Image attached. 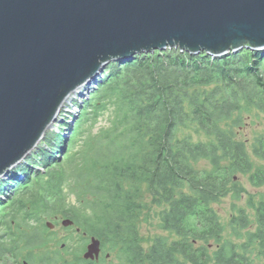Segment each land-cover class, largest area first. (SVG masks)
I'll use <instances>...</instances> for the list:
<instances>
[{
	"label": "trees",
	"instance_id": "trees-1",
	"mask_svg": "<svg viewBox=\"0 0 264 264\" xmlns=\"http://www.w3.org/2000/svg\"><path fill=\"white\" fill-rule=\"evenodd\" d=\"M88 92L16 166L8 198L0 196V264H25L24 250L30 259L46 247L44 219L59 214L101 239L116 264H264V195L236 203L247 193L242 178L264 186V132L241 137L248 118L264 116V48L138 53L110 62ZM186 128L206 139L180 135ZM6 184L0 179V193ZM228 196L241 243L225 234L214 207ZM151 206L175 236L158 235L145 248L139 224ZM38 263L69 261L54 250Z\"/></svg>",
	"mask_w": 264,
	"mask_h": 264
},
{
	"label": "water",
	"instance_id": "water-1",
	"mask_svg": "<svg viewBox=\"0 0 264 264\" xmlns=\"http://www.w3.org/2000/svg\"><path fill=\"white\" fill-rule=\"evenodd\" d=\"M243 47L264 48V0H0V178L110 62L158 49L221 56ZM102 250L91 236L83 257L98 260Z\"/></svg>",
	"mask_w": 264,
	"mask_h": 264
},
{
	"label": "rangeland",
	"instance_id": "rangeland-1",
	"mask_svg": "<svg viewBox=\"0 0 264 264\" xmlns=\"http://www.w3.org/2000/svg\"><path fill=\"white\" fill-rule=\"evenodd\" d=\"M87 92L88 90L86 89L79 90L74 96H72L69 102H66V106L63 107L62 112L65 111L64 114H67V115L69 113L70 114L77 113L78 108L74 105L73 99L78 100L79 95L81 96L84 93H86L84 95L86 96ZM258 115L259 116L253 115L252 119L248 118V124L245 130L241 133V137L252 138L254 137L255 134L259 132H264V116L263 114H258ZM60 127L62 126L60 125ZM186 134H191L195 140H198V139L205 140L206 139V136L204 134L197 132L194 128H186L180 132V135H186ZM62 137L63 136L61 134L57 135V139H59V142L62 141ZM23 162L24 160L20 164H22ZM206 162L207 161L202 160L199 162V165L203 166L206 164ZM15 168L16 166L13 169H11V171L7 175L0 178L2 181L7 182L6 184L7 188L5 186L4 189L0 193L1 198H3L4 200L8 198L7 194L12 191L10 183H11V178L15 174L14 173ZM23 176L20 175L21 178ZM242 181L245 183L244 185L247 188V193H245L244 197L241 200H237L236 203L239 205L246 206V207L249 206L250 199H252V202L257 203L259 198L264 195V186L255 187L252 184H250L246 178H242ZM66 194H67L68 200L72 202L78 201L76 194H71V192L68 190H66ZM146 198L148 201H150L148 194L146 195ZM234 202L235 200L231 198L230 196H228L222 199L221 201L215 203L214 207L219 214L220 220L222 221L223 225L226 228L225 234L227 236H231L236 242L241 243L243 239L236 237L235 236L236 234L232 231V228L230 226V220H231V216L233 213ZM159 210L160 208L156 206H151V208L145 209L142 219L140 221V224H139L140 231H141L142 241H143L145 248H148L153 243L156 236L158 235H166V236H169L170 239H172L175 236L174 234H170V232L165 231L159 227V220H160ZM248 211H250L251 218L254 219L256 216L254 214L253 209H250V207H248ZM63 219L64 217L61 214L53 215L51 218H45L44 221L46 222L52 221L55 224L54 228L52 229L48 228L47 235H49L50 239H49L47 246L41 249L35 250L33 257L30 259L26 257V255L28 254V251L24 250L22 252L20 262L23 263L24 261H27L28 264H39L38 261L40 259V255L43 252L62 250L63 257H65V260L69 261V264H88L87 262L82 260V257H83L84 251L87 249L89 242L91 241L92 235L86 233L82 229L78 230L77 226L65 227L62 224ZM255 226H257L256 223L251 225V228H255ZM63 244L65 246H63ZM64 247H66V250H63ZM106 253L107 251H104L102 253L101 258L99 260L100 263L98 264H106L107 262H110L111 264H116L118 262V255L115 252L110 253L111 255H110L109 260L106 259ZM79 255L81 256L80 258H79ZM257 262H262V261L260 260V258H258Z\"/></svg>",
	"mask_w": 264,
	"mask_h": 264
},
{
	"label": "flooded vegetation",
	"instance_id": "flooded-vegetation-1",
	"mask_svg": "<svg viewBox=\"0 0 264 264\" xmlns=\"http://www.w3.org/2000/svg\"><path fill=\"white\" fill-rule=\"evenodd\" d=\"M78 230H79V229H78ZM86 250H87V249H86ZM86 250L84 251V253L86 252ZM103 252H104V251L102 250V253H103ZM84 253H83V255H84ZM102 253H101V255H102ZM107 254H110V253H108V252L106 253V259L109 260V259H110V256L108 257ZM110 255H111V254H110ZM83 258H84V257H83ZM100 258H101V256H100ZM100 258H99L98 260H91V259H89L88 261H96V264H98V263H100V262H99ZM84 259H85V258H84ZM85 260H87V259H85ZM106 264H111V263H110V262H107Z\"/></svg>",
	"mask_w": 264,
	"mask_h": 264
},
{
	"label": "bare ground",
	"instance_id": "bare-ground-1",
	"mask_svg": "<svg viewBox=\"0 0 264 264\" xmlns=\"http://www.w3.org/2000/svg\"><path fill=\"white\" fill-rule=\"evenodd\" d=\"M135 55H136V54H135ZM135 55H134V56H135ZM134 56H133V57H134ZM100 77H101V76H100ZM100 77H99V78H100ZM99 78H98V79H99ZM97 81H98V80H97ZM93 83H94V82H93ZM91 84H92V83H91ZM85 89L89 91V85H87V87H86ZM85 94H86V93H84V95H85ZM87 95L89 96V95H90V93H89V92H87ZM12 169H13V168H12Z\"/></svg>",
	"mask_w": 264,
	"mask_h": 264
}]
</instances>
